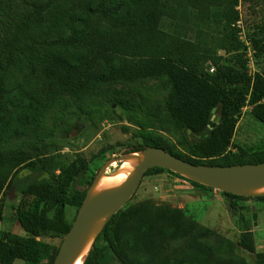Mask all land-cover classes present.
<instances>
[{
    "label": "trees",
    "instance_id": "obj_1",
    "mask_svg": "<svg viewBox=\"0 0 264 264\" xmlns=\"http://www.w3.org/2000/svg\"><path fill=\"white\" fill-rule=\"evenodd\" d=\"M239 1L0 0V117L14 104L15 93L22 95L37 81L60 96H77L120 82L164 78L170 88L166 111L185 135L186 154L144 133L143 145L126 154L153 147L194 165L264 163V144L254 148H235L233 144L244 109L250 108L251 115L264 125V71L249 75L247 47L237 27L241 20ZM214 8L222 11L217 14ZM157 19L167 20V29L156 26ZM260 33V40L250 38L255 57L264 55V25ZM211 67L215 68L213 73ZM46 107L42 103L39 108L31 107V112L24 113L26 116L19 115L15 128L16 120L5 122L0 118V142L13 131L26 132ZM214 110L217 121L211 120ZM188 135L200 138L189 141ZM104 154L90 161L79 156L75 162L63 164L56 176L48 171L42 158L30 151H0V195L3 202L9 191L22 195L23 200L13 208L25 233H0V264H54L59 249L51 255L53 247L43 239L64 238L69 233L73 223L65 219L64 210L73 207L78 213L92 181L84 191L78 185L89 174L95 176L94 163ZM163 171L167 170L151 169L145 177ZM23 172L28 175L22 177ZM188 182L209 193L215 191ZM33 192L40 197L30 203L26 199ZM237 200L264 203V198L235 196L233 210ZM53 206L58 210L50 218ZM125 207L99 237L109 243L113 257L121 264H140L134 263L115 242L123 228L144 220L141 232L129 241L130 245L148 248L153 236L159 238V233L165 231L176 234L185 226L186 218L180 210L164 214L144 204ZM238 216L243 243L253 253V237L248 229L251 220L240 212ZM44 256H49L48 263H43ZM84 264L107 263L93 250Z\"/></svg>",
    "mask_w": 264,
    "mask_h": 264
},
{
    "label": "rangeland",
    "instance_id": "obj_2",
    "mask_svg": "<svg viewBox=\"0 0 264 264\" xmlns=\"http://www.w3.org/2000/svg\"><path fill=\"white\" fill-rule=\"evenodd\" d=\"M239 2L243 38L246 37L248 42L250 38L260 40V29L264 25V0ZM221 11L220 8L213 9L217 14ZM167 24L165 19L155 21V25L163 29H167ZM250 47L255 54L251 42ZM220 55H224V52H220ZM251 61L249 72L264 71V55H254ZM169 93L170 88L164 78L143 79L137 83L120 82L101 87L93 94L77 96H60L37 81L22 95L15 93L14 104L0 118L5 122H14L19 115L31 112V107L39 108L42 103L47 107L36 123L28 125L26 132L16 134L13 131L5 137L0 142V151H30L33 156L42 158L48 171L56 176L60 174L63 164H71L79 156L90 161L95 155L104 152V156L94 163L95 176L89 174L88 179L78 185V189L84 191L111 158L123 156L143 145L141 133L155 136L172 150L185 151V135L172 123L166 111ZM17 124L16 120L13 128ZM199 138L188 135L189 141ZM233 144L235 148H254L264 144V125L251 115L250 108L243 110ZM120 166L119 163L111 166L107 174L116 173ZM27 175V172L21 174L22 177ZM33 193L26 199L30 203L40 197L39 193ZM155 194L159 196L150 198V195ZM2 197L3 194L0 195V233L25 236L15 219L14 210L23 200L22 195L9 191L6 202L2 201ZM143 204L145 208L154 207L164 214L167 210H180L186 220L183 230L176 234L174 231H165L159 233V238L153 236L148 241V248L135 243L130 245L133 235L141 232L144 220L120 230L115 242L134 263L264 264L263 202L237 200L233 210V202L222 193H209L163 171L145 177L125 209ZM57 210L53 206L48 216L54 217ZM238 212L245 214L246 220H251L248 229L253 237V253L247 251L243 243ZM64 216L69 223H73L77 216L76 208L66 207ZM158 216L164 217L163 214ZM63 239L48 237L43 241L53 247L50 253L54 255ZM94 250L98 252L99 259H104L107 264H121L113 257L109 243L104 238L97 240ZM48 259L49 256H44L43 263H48ZM15 264L24 262L16 261Z\"/></svg>",
    "mask_w": 264,
    "mask_h": 264
},
{
    "label": "water",
    "instance_id": "obj_3",
    "mask_svg": "<svg viewBox=\"0 0 264 264\" xmlns=\"http://www.w3.org/2000/svg\"><path fill=\"white\" fill-rule=\"evenodd\" d=\"M216 110L211 120L217 121ZM135 162L124 179L101 187V181L114 164ZM170 171L190 182L224 193L230 202L233 197L264 198V163L214 167L194 165L170 153L153 147L111 158L99 170L79 209L69 233L64 237L54 264H83L111 220L131 201L151 169ZM119 171V170H118ZM117 171V172H118ZM116 172V173H117ZM114 173V174H116ZM159 194L150 195V198Z\"/></svg>",
    "mask_w": 264,
    "mask_h": 264
},
{
    "label": "bare ground",
    "instance_id": "obj_4",
    "mask_svg": "<svg viewBox=\"0 0 264 264\" xmlns=\"http://www.w3.org/2000/svg\"><path fill=\"white\" fill-rule=\"evenodd\" d=\"M134 166H135V162L123 163L116 174L107 175L105 178H103L100 186L105 187L115 182H118L121 179H124L127 176L129 170ZM76 264H83V259H79Z\"/></svg>",
    "mask_w": 264,
    "mask_h": 264
},
{
    "label": "built area",
    "instance_id": "obj_5",
    "mask_svg": "<svg viewBox=\"0 0 264 264\" xmlns=\"http://www.w3.org/2000/svg\"><path fill=\"white\" fill-rule=\"evenodd\" d=\"M239 10V9H238ZM237 27L242 29L243 30V26H242V20H240L238 23H237ZM243 35H244V32H240V38H241V41L244 42L245 46L247 47V59H248V68H249V71H250V65H251V60H252V56H254V54L252 53V48L250 47V42L247 41L246 37L243 38ZM215 71V68L214 67H211L210 68V73H213ZM257 72H249V75L250 76H254Z\"/></svg>",
    "mask_w": 264,
    "mask_h": 264
}]
</instances>
